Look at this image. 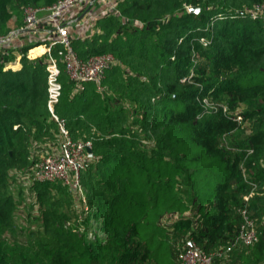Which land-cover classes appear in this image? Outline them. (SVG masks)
<instances>
[{
    "label": "trees",
    "instance_id": "trees-1",
    "mask_svg": "<svg viewBox=\"0 0 264 264\" xmlns=\"http://www.w3.org/2000/svg\"><path fill=\"white\" fill-rule=\"evenodd\" d=\"M55 1L0 0V35L21 26L15 10ZM259 1L116 0L91 35L72 24L80 59H114L100 88L76 89L60 73L56 112L94 155L80 170L85 204L73 205L60 181H31L38 222L21 233L9 178L22 171L30 179L60 135L46 108V54L27 57L42 42L19 47L18 35L15 55L3 47L0 264H178L190 242L216 255L211 264H264V23L240 14ZM16 53L20 66L7 67ZM209 100L229 107L208 109ZM244 204L256 219L251 245L235 242Z\"/></svg>",
    "mask_w": 264,
    "mask_h": 264
},
{
    "label": "built area",
    "instance_id": "built-area-1",
    "mask_svg": "<svg viewBox=\"0 0 264 264\" xmlns=\"http://www.w3.org/2000/svg\"><path fill=\"white\" fill-rule=\"evenodd\" d=\"M82 0H56L54 3L40 7H26L23 10L22 24L17 30L10 31L8 35H0V44L17 38L21 33H48L55 37L46 45L42 54H46L45 64V90L46 108L58 128L60 141L56 149L45 151L33 169L31 180L37 182L60 181L74 190L81 189L80 170L94 157L91 151L90 140H74L69 135L64 118L58 116L56 105L61 96L62 85L60 73L63 70L75 83L76 89H83L85 82H94L100 88V81L104 70L113 62L111 54L90 56L83 60L72 50L69 39V27L72 20L66 21V12L78 8ZM71 12V11H70ZM240 14L251 20L264 23V0L253 4L250 8L241 10ZM46 24L44 29L37 26ZM50 28V30H49ZM203 45L208 43L201 38ZM57 46L55 52L52 48ZM209 104H207L208 106ZM213 109V107L211 108ZM223 111L226 110L222 107ZM237 120L238 114L234 115ZM243 199L248 202L255 189V184ZM76 188V189H75ZM77 191V190H76ZM241 216L235 242L251 245L257 240L256 219L251 217L247 204L239 209ZM230 250L227 245L217 252L218 255ZM212 254L200 250L195 244L188 243L178 255V264H211Z\"/></svg>",
    "mask_w": 264,
    "mask_h": 264
},
{
    "label": "rangeland",
    "instance_id": "rangeland-1",
    "mask_svg": "<svg viewBox=\"0 0 264 264\" xmlns=\"http://www.w3.org/2000/svg\"><path fill=\"white\" fill-rule=\"evenodd\" d=\"M245 9L247 8H244L243 10ZM114 10H116V0H82L78 8L72 9L70 10L71 12L68 11L66 13L70 14L69 15L70 18H75L76 16L84 17V18L82 17L83 18L82 21L80 22L76 21L77 22L76 30L77 32H80V30H82L81 34H79L80 36H88V35H91V33L95 29V27L93 26L94 23L98 21V19L102 18L103 16H108ZM83 12L85 13L82 15ZM14 13L20 15V11L18 10H15ZM20 16L23 17V14H21ZM45 25L46 24L41 23L37 27L38 28L40 27L41 29H43ZM26 33L24 32L23 35L21 36L19 35L18 37L20 39V42L18 44L19 47L25 43L35 44L38 42H42L41 44H43V48L45 49L46 45L55 37V34L51 33V31L48 32L47 36H45L44 38H42L41 35H37V32L27 33V34ZM11 43L12 45H10ZM14 43H15V40L14 38H12L10 41L0 44V52L3 49V47H6V48H9L8 51L10 53L15 55L14 52L17 49L16 47L17 45L14 47ZM192 58H193L192 59L193 64L200 63V56L197 54V52H195ZM30 59H33V58H30ZM8 63H12V62H8ZM208 104H209L207 106L208 109H211L213 107V110L218 107H225V108L229 107L226 103H223L222 101L220 102V101L209 100ZM242 108H243L242 106H239L236 109L241 110ZM247 125L248 123L245 121L242 124H240V127H247ZM244 133H247V130ZM51 143L52 142H48L49 146L51 145ZM225 143L229 145L228 138H226ZM33 147L34 149H33L32 154H34L35 150L38 149L37 148L38 145L33 143ZM38 162H39V159L35 162V165ZM31 181H32L31 178L29 179V174L26 175L22 171L15 173L12 179L9 178L8 192L12 195V197L15 199L17 203L16 211H15L16 222L14 223L15 226H14L13 232L17 231V233H21L22 228H26V227L34 229L36 226V223L38 222V219H36L37 214L35 212L37 205L35 204L34 199H33L34 194L31 193V190L29 188ZM80 184H81V181H80ZM67 187L69 191L71 192V194L74 195L73 205H76L77 207L84 205L85 203L83 202L84 200H83L82 186L80 190L75 188L77 191L73 189L74 187L71 188L69 185ZM84 195H85V192H84ZM80 197L82 198V201L80 200ZM214 256L216 255L212 256V261H213Z\"/></svg>",
    "mask_w": 264,
    "mask_h": 264
},
{
    "label": "crops",
    "instance_id": "crops-1",
    "mask_svg": "<svg viewBox=\"0 0 264 264\" xmlns=\"http://www.w3.org/2000/svg\"><path fill=\"white\" fill-rule=\"evenodd\" d=\"M16 13H14L13 12V15H15ZM69 15L70 14H66L65 16H64V19L66 20V21H70V20H72L73 22H72V24L74 23V21H75V23H74V26H73V28H71V30H75V28H76V25H77V22L76 21H78V22H80V21H82L83 20V16H76L75 18H70L69 17ZM20 16V15H19ZM83 17V18H82ZM70 18V19H69ZM21 19H22V17L20 16V21H21ZM78 19V20H77ZM45 27V26H44ZM72 27V26H71ZM44 29V28H43ZM81 32H82V30H80V32L78 33V34H81ZM27 34V33H26ZM37 35H41V37L42 38H44L45 36H47V34L46 33H41V34H39V32H37ZM42 40V39H41ZM18 41L20 42V39L18 38ZM18 44V43H17ZM44 50V48H43V44H37V45H35V46H33V47H31V48H29L28 50H27V57L29 58H33L34 59V57H36V56H40L41 54H42V51ZM19 55L16 53V58H15V60H14V62H12V63H10V64H8V65H6L7 67H11V68H18L19 66H20V64H19V62H18V60H19ZM12 64V65H11Z\"/></svg>",
    "mask_w": 264,
    "mask_h": 264
},
{
    "label": "water",
    "instance_id": "water-1",
    "mask_svg": "<svg viewBox=\"0 0 264 264\" xmlns=\"http://www.w3.org/2000/svg\"><path fill=\"white\" fill-rule=\"evenodd\" d=\"M189 11L191 12H197L198 11V7H190L189 8ZM85 12L82 13V15L84 14Z\"/></svg>",
    "mask_w": 264,
    "mask_h": 264
}]
</instances>
